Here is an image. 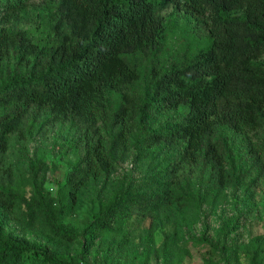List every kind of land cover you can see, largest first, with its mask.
<instances>
[{"label": "trees", "instance_id": "16d2710c", "mask_svg": "<svg viewBox=\"0 0 264 264\" xmlns=\"http://www.w3.org/2000/svg\"><path fill=\"white\" fill-rule=\"evenodd\" d=\"M30 1L0 0V22ZM178 11L204 34L166 56ZM48 125L73 131L60 149L76 155L54 194L51 167L26 147ZM263 128L264 0H49L40 39L0 27V264H92L87 247L107 236L122 247L134 220L158 213L175 226L228 190L251 195L264 159L249 134ZM132 153L143 176L115 178ZM84 197L96 212L81 233L61 222ZM8 219L23 231L41 224L55 243L3 236ZM235 223L223 220L214 250ZM81 237L72 255L57 246ZM263 243L248 245L260 259ZM141 244L142 264H182L176 231L158 246L144 231Z\"/></svg>", "mask_w": 264, "mask_h": 264}, {"label": "rangeland", "instance_id": "374dc122", "mask_svg": "<svg viewBox=\"0 0 264 264\" xmlns=\"http://www.w3.org/2000/svg\"><path fill=\"white\" fill-rule=\"evenodd\" d=\"M49 0H32L19 13L18 19L1 23L0 27L15 30H27L35 39L44 36L47 30V12ZM172 9L163 12L170 15ZM2 15V14H1ZM0 15V17H1ZM166 38V56L179 51L187 45H192L204 30L202 25L183 11L175 13ZM1 20V18H0ZM250 140L264 159V128L250 133ZM74 133L64 125H48L46 130L38 131L26 144L29 154L35 153L42 157L51 167L47 175L46 189L55 193V181L63 182L70 164L75 162L76 155L70 150H61V144L72 140ZM264 162V160H263ZM264 165V163H263ZM131 176L138 179L143 172L135 159L134 153L123 163H120L114 172L115 178ZM96 212V205L85 197L78 203L75 214L63 220L61 224L66 228L83 233L87 217ZM236 218L235 226L230 228L225 236L226 246L215 248L211 245L216 232L223 220ZM131 230L130 241L118 247L115 241L108 237L96 240L87 247L88 262L92 264H142L139 259L142 250L141 236L149 231L156 246L166 234L176 231V242L182 255V264H264V243L261 245L263 256L261 259L254 256L253 250L248 247L249 242L258 235H264V173L254 192L243 195L228 190L227 200L216 206L204 204L198 215L187 214L180 218L177 224H164L160 214L156 213L144 220H134L129 224ZM2 235L14 238L24 244H52L55 243L41 224L29 231L21 230L13 220L8 219L2 225ZM84 238L71 246L57 245L69 255L81 250ZM223 250V252H221ZM146 264H160L155 256H149Z\"/></svg>", "mask_w": 264, "mask_h": 264}]
</instances>
